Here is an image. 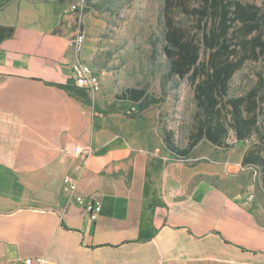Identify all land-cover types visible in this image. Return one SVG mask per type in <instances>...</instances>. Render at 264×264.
<instances>
[{"label": "crops", "instance_id": "0c3cea01", "mask_svg": "<svg viewBox=\"0 0 264 264\" xmlns=\"http://www.w3.org/2000/svg\"><path fill=\"white\" fill-rule=\"evenodd\" d=\"M61 11L0 0V264H264L246 150L187 164L138 119L105 114L74 84L86 55ZM66 174L100 204L95 221L64 194Z\"/></svg>", "mask_w": 264, "mask_h": 264}, {"label": "rangeland", "instance_id": "374dc122", "mask_svg": "<svg viewBox=\"0 0 264 264\" xmlns=\"http://www.w3.org/2000/svg\"><path fill=\"white\" fill-rule=\"evenodd\" d=\"M51 3L55 9L69 6L79 8L69 22L80 19L84 32L81 51L86 55L83 62L89 64L101 81L98 95L102 101V111L122 107L118 97L127 89H143L148 95L136 122L141 129L149 132L152 138H164L168 132L179 149L188 147L193 140L196 127L197 107L194 90L187 78L167 77L169 62L164 54V22L162 9L164 0H40ZM261 6L264 0H241ZM175 21L194 33L197 32L195 19L180 13ZM72 31L74 30L73 27ZM206 55H202V59ZM264 76V63L247 61L230 81L229 97L244 96L255 86L258 75ZM127 107H129L127 105ZM126 107V108H127ZM122 116L127 124L128 116ZM264 117V116H263ZM262 119V117H260ZM257 142L255 135L244 141H237L229 131L223 146L200 140L192 148L187 164L198 160L211 161L216 156L224 157L236 152L230 160L244 150L253 148ZM264 155V154H263ZM240 182L253 186V192L264 202L262 177L256 166L246 165ZM256 172L255 177H253ZM244 179V180H243ZM257 200V199H256Z\"/></svg>", "mask_w": 264, "mask_h": 264}, {"label": "trees", "instance_id": "16d2710c", "mask_svg": "<svg viewBox=\"0 0 264 264\" xmlns=\"http://www.w3.org/2000/svg\"><path fill=\"white\" fill-rule=\"evenodd\" d=\"M176 13L195 19L199 35L180 26ZM162 18L167 77L187 78L197 107L188 147L179 149L168 132L163 138L166 150L174 159L186 160L200 140L223 146L229 131L237 141L255 135L257 142L244 153L241 164L256 166L264 190V76L259 74L244 96L229 97L230 81L247 61L264 63V1L258 6L241 0H164ZM118 98L126 111L103 112L137 120L148 95L143 89L130 88Z\"/></svg>", "mask_w": 264, "mask_h": 264}, {"label": "built area", "instance_id": "2783aa9c", "mask_svg": "<svg viewBox=\"0 0 264 264\" xmlns=\"http://www.w3.org/2000/svg\"><path fill=\"white\" fill-rule=\"evenodd\" d=\"M77 13H79V8L76 6H69L61 11V15L66 18ZM70 26L74 28L71 44L79 50L84 43V32L80 19H77L72 25L70 23ZM71 73L76 87L83 88L91 93H98L101 90L100 78L89 64L85 62H77L71 66ZM89 153L90 151H86V154ZM62 189L69 199L73 200L76 205L84 209L91 221L97 219L101 210L100 204L90 198H85L77 194V184L74 177L69 174L64 175L62 178ZM246 200L252 202L255 200V197L253 194H249L247 195ZM37 261L41 264L43 259L39 258ZM30 263V259L25 260V264Z\"/></svg>", "mask_w": 264, "mask_h": 264}, {"label": "water", "instance_id": "95a60500", "mask_svg": "<svg viewBox=\"0 0 264 264\" xmlns=\"http://www.w3.org/2000/svg\"><path fill=\"white\" fill-rule=\"evenodd\" d=\"M66 151H67L68 153H71L72 150H71L70 147H67Z\"/></svg>", "mask_w": 264, "mask_h": 264}]
</instances>
